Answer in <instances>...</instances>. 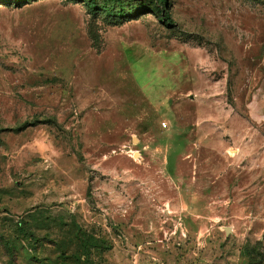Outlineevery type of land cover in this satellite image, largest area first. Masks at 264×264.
Wrapping results in <instances>:
<instances>
[{
	"label": "rangeland",
	"instance_id": "obj_1",
	"mask_svg": "<svg viewBox=\"0 0 264 264\" xmlns=\"http://www.w3.org/2000/svg\"><path fill=\"white\" fill-rule=\"evenodd\" d=\"M140 2L0 0V264H264V0Z\"/></svg>",
	"mask_w": 264,
	"mask_h": 264
},
{
	"label": "trees",
	"instance_id": "obj_2",
	"mask_svg": "<svg viewBox=\"0 0 264 264\" xmlns=\"http://www.w3.org/2000/svg\"><path fill=\"white\" fill-rule=\"evenodd\" d=\"M33 1L39 0H4L7 6L22 8L24 5ZM81 1L86 7L94 20L102 16L104 22L108 25L114 26L124 23L130 18L137 17L139 12L143 9H149V6H143L140 3H135V0H111V4L102 3L98 4V0H72ZM167 4V0H154L155 13L159 15L165 25H172V19L163 11V6ZM94 22V21H93ZM91 25H94V23ZM91 38L93 43L96 44L99 40L97 31L94 28L90 29ZM84 254V252H81Z\"/></svg>",
	"mask_w": 264,
	"mask_h": 264
},
{
	"label": "water",
	"instance_id": "obj_3",
	"mask_svg": "<svg viewBox=\"0 0 264 264\" xmlns=\"http://www.w3.org/2000/svg\"><path fill=\"white\" fill-rule=\"evenodd\" d=\"M226 231H228V229H226Z\"/></svg>",
	"mask_w": 264,
	"mask_h": 264
},
{
	"label": "built area",
	"instance_id": "obj_4",
	"mask_svg": "<svg viewBox=\"0 0 264 264\" xmlns=\"http://www.w3.org/2000/svg\"><path fill=\"white\" fill-rule=\"evenodd\" d=\"M164 125H166V124L164 123Z\"/></svg>",
	"mask_w": 264,
	"mask_h": 264
}]
</instances>
